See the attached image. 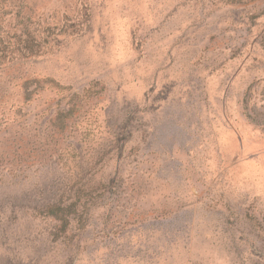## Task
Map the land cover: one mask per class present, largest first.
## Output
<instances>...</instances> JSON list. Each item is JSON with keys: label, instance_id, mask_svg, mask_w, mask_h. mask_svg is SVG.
<instances>
[{"label": "rangeland", "instance_id": "obj_1", "mask_svg": "<svg viewBox=\"0 0 264 264\" xmlns=\"http://www.w3.org/2000/svg\"><path fill=\"white\" fill-rule=\"evenodd\" d=\"M0 264H264V0H0Z\"/></svg>", "mask_w": 264, "mask_h": 264}, {"label": "trees", "instance_id": "obj_2", "mask_svg": "<svg viewBox=\"0 0 264 264\" xmlns=\"http://www.w3.org/2000/svg\"><path fill=\"white\" fill-rule=\"evenodd\" d=\"M244 110H245V106H244ZM246 115L248 116L247 112H246Z\"/></svg>", "mask_w": 264, "mask_h": 264}]
</instances>
